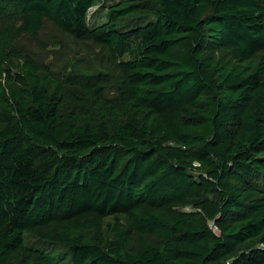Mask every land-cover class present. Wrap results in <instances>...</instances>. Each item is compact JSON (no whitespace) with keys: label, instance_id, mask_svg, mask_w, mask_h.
Here are the masks:
<instances>
[{"label":"trees","instance_id":"obj_1","mask_svg":"<svg viewBox=\"0 0 264 264\" xmlns=\"http://www.w3.org/2000/svg\"><path fill=\"white\" fill-rule=\"evenodd\" d=\"M98 1L0 0V264H264V0Z\"/></svg>","mask_w":264,"mask_h":264},{"label":"rangeland","instance_id":"obj_2","mask_svg":"<svg viewBox=\"0 0 264 264\" xmlns=\"http://www.w3.org/2000/svg\"><path fill=\"white\" fill-rule=\"evenodd\" d=\"M121 0H99L91 9L89 20L91 27L95 25L100 8L105 3L111 6ZM100 9V10H99ZM99 10V11H98ZM149 16L132 15L121 22V27H135L143 24ZM99 21V20H98ZM19 52L31 56L38 63L49 66L56 75L85 79L86 76L96 74V64L102 61L103 51L89 45L73 42L60 34L54 24L46 22L38 35H23L17 41ZM82 76V77H81ZM37 241L29 236L28 245H35ZM63 249H56L60 252ZM63 264H70V259Z\"/></svg>","mask_w":264,"mask_h":264}]
</instances>
